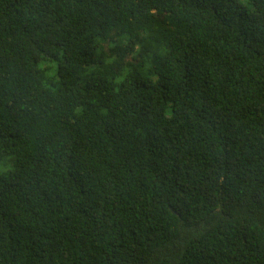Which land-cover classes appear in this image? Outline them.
Here are the masks:
<instances>
[{"label": "trees", "instance_id": "16d2710c", "mask_svg": "<svg viewBox=\"0 0 264 264\" xmlns=\"http://www.w3.org/2000/svg\"><path fill=\"white\" fill-rule=\"evenodd\" d=\"M0 264H264V0H0Z\"/></svg>", "mask_w": 264, "mask_h": 264}]
</instances>
